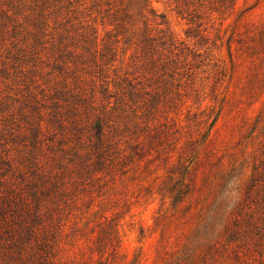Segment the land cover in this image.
Instances as JSON below:
<instances>
[{
    "label": "trees",
    "instance_id": "trees-1",
    "mask_svg": "<svg viewBox=\"0 0 264 264\" xmlns=\"http://www.w3.org/2000/svg\"><path fill=\"white\" fill-rule=\"evenodd\" d=\"M199 57L152 0H0V264H112L110 205L154 166L165 174L148 194L197 208L160 264H264V154L235 196L243 168L209 136L221 109L180 127L169 116ZM91 212L90 255L71 254Z\"/></svg>",
    "mask_w": 264,
    "mask_h": 264
},
{
    "label": "rangeland",
    "instance_id": "rangeland-1",
    "mask_svg": "<svg viewBox=\"0 0 264 264\" xmlns=\"http://www.w3.org/2000/svg\"><path fill=\"white\" fill-rule=\"evenodd\" d=\"M152 5L166 16L178 38L200 52L194 61L197 67L193 86L180 88L177 108H167L169 116L180 127L187 125L188 118L198 122L221 109L209 136L226 166L243 168L240 181L233 186L235 196H240L254 165L264 154V0H235L226 10L215 9L213 0H152ZM188 32H201L206 40L188 37ZM155 168L152 174L143 172L142 181L130 182L127 197L118 194V202L110 205L108 215H114L111 224L116 226L119 240L118 255L112 264H160L175 250H182L196 226L194 200L187 209L183 205L173 210L161 194H148L146 187L161 183L165 174L163 169ZM202 170L196 172L198 184ZM98 220L92 212L83 216L80 225L95 232L71 248V254L83 247L86 256L90 255L92 240L100 228Z\"/></svg>",
    "mask_w": 264,
    "mask_h": 264
}]
</instances>
